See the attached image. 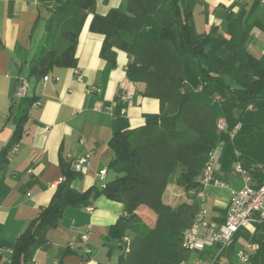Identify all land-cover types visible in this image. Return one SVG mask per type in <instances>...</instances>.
I'll return each instance as SVG.
<instances>
[{
	"label": "trees",
	"instance_id": "1",
	"mask_svg": "<svg viewBox=\"0 0 264 264\" xmlns=\"http://www.w3.org/2000/svg\"><path fill=\"white\" fill-rule=\"evenodd\" d=\"M43 2L48 10L45 33L29 62V78L39 81L55 68L77 66L79 38L93 13L90 30L104 36L101 57L115 65L117 50L126 52L128 79L141 84V94L158 99L161 108L147 114L143 126L114 132L108 169L115 177L104 188L76 190L72 182L79 173L61 155L63 180L50 203L18 236L9 257L0 253V264H35V252L47 243V232L59 224L65 210L87 205L100 195L125 209L109 231L123 251L117 264L188 260L191 252L183 248L182 236L200 208L199 178L209 152L223 142V171L237 160L254 175L264 167V57H255L246 47L252 27L246 13L229 12L224 30L212 26L199 33L194 0H127L125 7L105 15L95 12L97 0ZM23 99L33 104L32 98ZM24 116L0 151V166L7 164L11 148L23 135ZM220 117L227 119L230 130L239 125L233 138L218 131ZM172 175L190 202L172 206L164 201ZM141 208L156 215L153 225L138 213ZM126 235L131 238L128 251ZM240 239L258 245L252 261L264 264V221L251 237L243 230L236 234L228 249L231 262Z\"/></svg>",
	"mask_w": 264,
	"mask_h": 264
},
{
	"label": "crops",
	"instance_id": "2",
	"mask_svg": "<svg viewBox=\"0 0 264 264\" xmlns=\"http://www.w3.org/2000/svg\"><path fill=\"white\" fill-rule=\"evenodd\" d=\"M126 1L97 0L95 12L105 15L112 8L125 7ZM194 2L193 17L199 33L207 32L212 26L222 31L227 25V13L238 15L244 11L252 25L246 47L255 57H264V0ZM47 16L43 0H0V151L12 137L19 119L25 115L19 148L8 154L7 164L0 166V253L5 258L9 257L12 245L28 222L50 203L63 180L61 155L74 168L78 157L93 150L90 165L78 172L72 185L79 192L93 186L100 189L101 170L106 169L107 181L115 177L108 169L114 156L109 146L114 132L119 128L143 126L146 115L158 113L161 108L158 99L141 94V84L128 79L126 69L130 58L126 52L117 50L115 65L101 57L104 36L90 30L93 13L88 15L79 38L77 66L55 68L48 74L51 78L47 81L29 78V62L45 33ZM35 41H39L38 46ZM76 70L81 73V80ZM22 79L29 80L27 97L33 99L31 106L17 95ZM14 95L19 97L17 105ZM36 101H40V105H35ZM122 109H125L124 114ZM221 155L222 149H218L214 171L228 187L206 188L212 205L208 209L217 220L224 219L232 191L244 185L233 166L227 171L222 170ZM257 168L260 170L261 166ZM256 171L258 175L250 174L253 184L258 186L264 181V175L262 169ZM208 188L227 189L229 194L209 196ZM183 194L187 196L185 192ZM180 197L182 193H177L174 185H168L163 199L175 206L181 203ZM138 213L152 225V212L141 208ZM124 214L122 203L104 195L91 199L87 205L68 207L59 224L47 232V243L35 252L34 263L117 264L123 251L109 238V231ZM254 227L243 232L252 230L248 232L251 237L256 233L257 225ZM85 233H89V254L85 253L81 240ZM246 241L240 239L236 251ZM228 252L224 257L226 261H230Z\"/></svg>",
	"mask_w": 264,
	"mask_h": 264
},
{
	"label": "built area",
	"instance_id": "3",
	"mask_svg": "<svg viewBox=\"0 0 264 264\" xmlns=\"http://www.w3.org/2000/svg\"><path fill=\"white\" fill-rule=\"evenodd\" d=\"M78 79H82L79 70H76ZM47 74L43 80H50ZM53 80H58V77H52ZM29 86L28 79H22L17 90V95L21 98L27 96V88ZM96 90H99L98 88ZM40 101L34 102L35 105H40ZM125 113V109L121 110ZM219 132L228 133L233 138L239 129V125L232 130L225 117H220L217 121ZM223 142L218 144L208 154V160L203 168L199 178L201 190L197 196L200 200V208L196 213L191 225L187 227L182 236V246L191 253H197L198 256L190 262V260L181 261L179 264H253L252 254L258 249V245L252 241H246L235 252L234 260L226 261L225 253L232 244L236 234L246 228L254 227L264 221V181L255 186L253 184L252 175L244 167L240 160L233 164V168L238 173L244 185L238 190H233L231 197L226 207L224 219L217 220L213 213L205 206L207 200L206 188L210 186L227 188L228 184L220 178L216 177L214 171L215 154L218 149H222ZM19 148V143H16L11 148L10 152H16ZM94 151L90 150L78 157L74 162V169L77 172H83L90 165V159ZM237 156L240 155L236 151ZM264 175V167L262 168ZM101 179V188H104L107 183V171L101 170L99 173ZM91 210V208H89ZM86 254L91 253V248L88 245L89 233L81 236ZM131 238L126 235L123 239L125 243V251L129 250ZM12 250L9 251V254Z\"/></svg>",
	"mask_w": 264,
	"mask_h": 264
},
{
	"label": "rangeland",
	"instance_id": "4",
	"mask_svg": "<svg viewBox=\"0 0 264 264\" xmlns=\"http://www.w3.org/2000/svg\"><path fill=\"white\" fill-rule=\"evenodd\" d=\"M35 42H37L36 44H37V46H38V44H39V41H35ZM14 103H16V105H17V102H18V99H19V97L18 98H16L15 97V95H14ZM16 108V107H15ZM13 112H14V114H17V110L16 109H13ZM221 180H223V179H221ZM224 181V180H223ZM225 182V181H224ZM230 182V181H229ZM226 183V182H225ZM231 183V182H230ZM232 184V183H231ZM239 184H240V186L242 185V183H241V181H239ZM169 185L170 186H172V185H174L175 186V188H176V190H177V193H182V197H180V199L178 200L179 202H185V201H188V200H190V197L187 195L186 197H185V195L183 194V189H182V187H180L177 183H176V176L175 175H172L171 176V179H170V183H169ZM100 186H101V184H100ZM214 187V186H213ZM101 189V188H100ZM212 192V193H211ZM208 193H209V196H210V194L213 196V195H215V194H229V191H227V189H211V188H208ZM193 194V193H192ZM211 200H210V197L208 198L207 197V200H206V203H205V206L207 207V208H209V209H211V202H210ZM148 211V210H147ZM149 212V211H148ZM142 215H143V213H142ZM144 216V215H143ZM145 219H147L148 220V217H144ZM155 220H156V215L154 214V213H152V221H151V224L153 225L154 223H155ZM149 221V220H148ZM256 227H254L253 229H255ZM252 230H245L244 232L245 233H248V232H251ZM130 237V236H129ZM125 252V251H124ZM192 255H191V258H190V262H192V258H194L196 255H197V253H191Z\"/></svg>",
	"mask_w": 264,
	"mask_h": 264
}]
</instances>
